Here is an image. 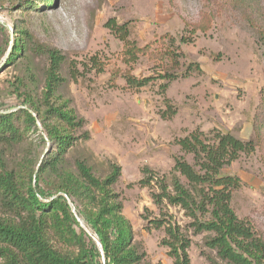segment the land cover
<instances>
[{"label": "rangeland", "instance_id": "obj_1", "mask_svg": "<svg viewBox=\"0 0 264 264\" xmlns=\"http://www.w3.org/2000/svg\"><path fill=\"white\" fill-rule=\"evenodd\" d=\"M55 2L56 8L30 14L1 2L0 112L26 108L29 95L40 97L48 65L43 47L60 51L80 73L84 66L90 67V59L98 60L102 73L89 70L73 81L65 70L62 72L67 79L58 94L84 119L83 131L89 136L79 142L69 159L85 161L99 177L107 175L111 164L120 167L121 175L113 190L122 201L134 242L143 246L151 264H172L167 249L160 246L164 230L149 227L143 219L161 218L150 191L135 184L142 179L145 167L160 175L169 173L174 158L183 155L174 141L196 129L204 133L217 129L241 141L253 138L252 121L264 85V46L254 30L252 11L246 6L231 7L227 0ZM205 16L210 20L208 32H198L193 45L181 47L182 70L197 63L201 72L171 83L166 91L177 111L175 116L167 120L160 117L165 109L158 92L160 81L132 92L121 78L112 79L117 71L126 70L137 78L152 75L153 57H140L137 63L125 66L120 56L122 44L104 27L107 20L113 18L119 25L130 22L131 38L140 47L150 45L155 52L162 49L158 45L162 35L180 36L185 23H200ZM14 21L24 26L37 48L30 52L26 67L7 63ZM31 145L27 141L0 146V152L13 167L23 156L37 151ZM184 157L191 162L190 156ZM222 175L241 180L232 208L238 218L248 220L264 236V149L241 156L224 168ZM166 213L180 227L189 222L178 208L167 207ZM77 219L76 230L82 229L86 242L95 244L100 263L104 264L96 236L81 218ZM189 238L191 264H207L202 235L189 234Z\"/></svg>", "mask_w": 264, "mask_h": 264}, {"label": "trees", "instance_id": "obj_2", "mask_svg": "<svg viewBox=\"0 0 264 264\" xmlns=\"http://www.w3.org/2000/svg\"><path fill=\"white\" fill-rule=\"evenodd\" d=\"M24 14L56 8L55 0H0ZM231 7L246 6L252 11L254 30L264 46V0H227ZM204 17L197 24L185 23L180 36L164 34L152 52L150 45L140 47L131 38L130 22L117 24L111 18L104 27L122 44L121 60L127 67L140 57L152 56V75L137 78L129 70L117 71L112 79L121 78L125 88L135 92L160 81L159 94L165 109L164 120L176 115L166 97L171 83L200 73L197 63L182 70V46L193 45L197 33L209 30ZM14 39L7 63L28 65L30 52L37 49L23 25L13 24ZM42 49V48H41ZM47 68L40 97L27 96L26 108L0 112V146L31 142L32 150L10 167L0 152V264H101V255L93 242H86L82 229L76 230L81 218L96 236L104 264H151L140 243H135L130 222L123 215V204L114 193L121 169L111 164L104 177L91 166L69 155L81 140L85 121L58 94L66 79L76 81L89 70L103 72L100 62L90 59V67L78 72L74 62H67L60 51L43 47ZM23 58L25 60L23 61ZM27 72H29L26 69ZM253 138L241 141L217 129L207 133L194 130L176 139L184 156H176L167 174L145 167L135 185L147 188L153 205L161 216L149 220V227L163 229L160 246L167 249L172 264H191L189 234L202 235L207 264H264V236L248 220L238 218L232 208L235 193L241 188L236 176H223L222 170L264 149V85L252 121ZM133 185H129L131 187ZM167 207L178 208L188 219L180 227L166 213ZM148 229V228H147Z\"/></svg>", "mask_w": 264, "mask_h": 264}, {"label": "built area", "instance_id": "obj_3", "mask_svg": "<svg viewBox=\"0 0 264 264\" xmlns=\"http://www.w3.org/2000/svg\"><path fill=\"white\" fill-rule=\"evenodd\" d=\"M77 221L79 222V220L77 219Z\"/></svg>", "mask_w": 264, "mask_h": 264}]
</instances>
